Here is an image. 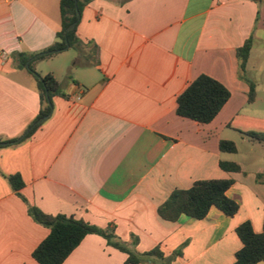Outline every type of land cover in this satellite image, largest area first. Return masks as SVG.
I'll return each mask as SVG.
<instances>
[{
  "label": "crops",
  "instance_id": "crops-1",
  "mask_svg": "<svg viewBox=\"0 0 264 264\" xmlns=\"http://www.w3.org/2000/svg\"><path fill=\"white\" fill-rule=\"evenodd\" d=\"M60 30V0H0V53H10L0 63V140H17L0 148V264H39L33 252L50 230L33 220L28 204L113 227L126 244L138 239L137 253L158 247L170 264H235L242 248L236 228L248 221L255 233L263 230L264 183L256 176L264 174V152L257 155L258 144L246 138L252 149L245 163L258 159L250 170L226 158L219 143L248 99L236 52L250 36L246 74L264 73V0H92L77 26L84 42L78 56L69 48L34 64L39 75L55 76L60 94L52 115L24 140L41 103L15 55L44 53ZM201 74L231 92L209 124L176 113L178 96ZM220 161L242 171L226 172ZM10 175L21 176L28 204ZM210 179L233 180L226 193L239 205L233 217L216 207L201 220L159 216L175 189ZM127 258L89 234L62 264Z\"/></svg>",
  "mask_w": 264,
  "mask_h": 264
},
{
  "label": "trees",
  "instance_id": "trees-1",
  "mask_svg": "<svg viewBox=\"0 0 264 264\" xmlns=\"http://www.w3.org/2000/svg\"><path fill=\"white\" fill-rule=\"evenodd\" d=\"M92 0H60L61 30L57 32L54 43L47 48L44 55L17 53L15 60L19 69L29 72L36 82V88L40 95L41 109L38 116L25 130L24 140L29 138L41 125L40 119H47L52 115V98L60 94L57 79L51 73L39 75L35 68V62L52 56L51 51L61 52L67 44L69 48L79 49L84 42L77 35V26L81 20L84 8ZM260 3L261 0H253ZM75 27L68 31L70 25ZM254 44L253 36L237 49L236 56L239 63V75L248 84L249 104L257 97L256 84L246 76V67ZM231 92L216 79L201 74L181 93L177 98L176 113L178 116L200 124L211 123L229 101ZM257 123L258 127L249 129L247 124ZM227 128L233 129L245 135L251 143L258 144L264 149V119H255L238 115L228 124ZM13 140H0V148L5 145H14ZM219 149L223 153H237L238 148L233 141L221 140ZM220 168L226 172H241L240 164L231 161H220ZM12 189L23 198L21 190L24 182L20 175L5 176ZM259 183H264V174H257ZM233 185V180H198L189 189H175L168 199L158 208L159 216L175 222L181 215L194 219H204L212 207H216L225 215L233 217L239 211L237 202L227 196V191ZM28 204V202H27ZM28 212L35 222L50 230L49 235L34 250L33 258L39 264H62L71 252L89 234L103 237L109 246H112L128 255L126 264L157 263L170 264V258H166L160 248H154L145 253H137L135 246L138 239L133 237L132 243L126 244L116 234L114 228H99L83 220L63 214H46L37 207L28 204ZM242 248L236 253L235 264H257L264 261V222L261 233H255L250 222L246 221L236 228ZM175 255H181L177 252Z\"/></svg>",
  "mask_w": 264,
  "mask_h": 264
},
{
  "label": "rangeland",
  "instance_id": "rangeland-1",
  "mask_svg": "<svg viewBox=\"0 0 264 264\" xmlns=\"http://www.w3.org/2000/svg\"><path fill=\"white\" fill-rule=\"evenodd\" d=\"M69 54L71 56H78V52L75 48H71L69 50ZM254 76L256 78H254ZM250 77L251 78L247 76V78L253 81L254 83H255L254 79L257 80L259 83L258 85H260V87L257 88V97L256 100L251 104L246 102L245 105L243 106V109L240 110L238 113L241 116H245V117L264 119V73L251 72ZM246 126L250 127L249 129H253L254 127H258V124L254 122L252 124H247ZM222 137L224 140L233 141L238 148L237 153H230L228 155H225L226 158L242 163L245 167H247V169L252 170L256 168L258 164V159L256 163L251 161L245 163V159L251 155L250 149H252V146L246 141L247 137L245 135L233 129L226 128L222 132ZM253 150L259 156L262 155V153L264 152L261 149L260 145L259 146L257 145Z\"/></svg>",
  "mask_w": 264,
  "mask_h": 264
},
{
  "label": "built area",
  "instance_id": "built-area-1",
  "mask_svg": "<svg viewBox=\"0 0 264 264\" xmlns=\"http://www.w3.org/2000/svg\"><path fill=\"white\" fill-rule=\"evenodd\" d=\"M10 60V53L7 51H2L0 53V63L1 65H6Z\"/></svg>",
  "mask_w": 264,
  "mask_h": 264
},
{
  "label": "water",
  "instance_id": "water-1",
  "mask_svg": "<svg viewBox=\"0 0 264 264\" xmlns=\"http://www.w3.org/2000/svg\"><path fill=\"white\" fill-rule=\"evenodd\" d=\"M74 27H75V24L70 25L69 28H68V31L71 30V29H73ZM65 49H69V45H68V44H67V46H66ZM49 53L55 54V53H57V51H51V52H49ZM44 54H46V53H41V54H39V55H44ZM44 120H45L44 118H43V119H40V120L38 121V123H42ZM27 133H28V132H27ZM27 133H25V134L22 136V138H24V137L26 136Z\"/></svg>",
  "mask_w": 264,
  "mask_h": 264
}]
</instances>
